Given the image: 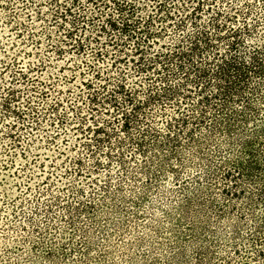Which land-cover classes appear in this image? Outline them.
<instances>
[{
    "label": "rangeland",
    "instance_id": "374dc122",
    "mask_svg": "<svg viewBox=\"0 0 264 264\" xmlns=\"http://www.w3.org/2000/svg\"><path fill=\"white\" fill-rule=\"evenodd\" d=\"M50 1L0 0V264H208L206 250L204 263L199 259L202 245L215 252L216 264H225L227 255L241 263L237 246L244 254L247 231L255 220L264 223V204L253 220L248 197H261L264 183L234 176L236 171L225 176V168L216 167L221 154H229L225 147L220 154L216 146L223 135L207 125L209 117L207 123L191 117L193 123L174 122L176 126L168 128L167 120L180 113L170 104L150 109L161 131L157 150L148 147L141 154L131 143L130 137H138L143 126L111 137L102 133L106 141L99 146L98 135L88 130L96 127L90 105L84 97L76 99L82 91L77 86L84 87L80 81L92 76L81 63L85 58L69 55L61 61L50 48L47 31L55 39L60 33ZM217 1L226 9L231 2L241 9L240 25L243 20H264V0ZM82 3L95 11L88 0ZM257 27L255 41L263 42L264 27ZM60 99L64 102L54 111ZM251 99L261 107L264 122V99L255 94ZM29 100H34L32 105ZM197 100L194 94L183 105L195 109L191 104ZM71 103H79V111L71 109ZM200 106L199 114L205 113ZM203 108L208 116H219ZM78 114L86 120L81 123ZM109 127L106 131L112 132ZM254 127L256 123L248 125ZM146 139L151 144L152 137ZM258 150L264 162L263 144ZM211 171L214 178L207 173ZM204 203L197 223L207 226V240L197 243L193 220L182 208L196 210ZM234 225L239 238H233Z\"/></svg>",
    "mask_w": 264,
    "mask_h": 264
},
{
    "label": "trees",
    "instance_id": "16d2710c",
    "mask_svg": "<svg viewBox=\"0 0 264 264\" xmlns=\"http://www.w3.org/2000/svg\"><path fill=\"white\" fill-rule=\"evenodd\" d=\"M82 1L51 0L55 6L54 21L60 33L56 39L51 31H47V36H50V48H54L59 60L65 61L69 55L85 58L81 63L86 65L92 78L80 81L84 87L77 86L82 91L76 99L79 102L84 97L90 105L96 127L88 126V130L93 129L98 135V145L106 141L101 137L102 133L111 137L117 131L130 133L143 126L138 137H130L131 143L137 145L141 154H145L148 147L157 150L162 146L159 140L161 131L155 127L157 120L150 109L158 104H170L180 113L167 120L168 128H174V122L180 125L193 123L191 117L199 124L207 123L209 117L207 125L223 135L215 141L218 152L221 154L223 147L229 152L228 155L221 154L222 160L216 167L223 166L225 176L236 171L238 173L234 176L249 177L262 185L264 162L258 146L263 144L264 147V122L260 117L261 107L253 102L251 95L264 99V30L260 32L263 42L255 41L258 39L255 34L259 32H256L257 26L263 28L264 20H255L254 24L243 20L240 25L237 16L242 13L241 9L232 2L226 9L217 0L215 3L213 0H185L183 3L179 0H88L95 11L86 9ZM45 66V63L40 65L41 68ZM77 67H80L79 63ZM46 92L42 90L41 94ZM194 94L198 95L195 105L191 104L195 109L184 106V100ZM29 101L31 104L34 100ZM63 102V99L56 101L52 109L57 110ZM71 104L70 108L75 111L81 108L79 103ZM198 105L205 113L199 114ZM203 106L219 116H208ZM77 116L81 123L86 120L82 114ZM115 123L118 126L114 128ZM251 123H256V127L248 128ZM108 126L113 133L106 131ZM147 137H152L149 145ZM122 143L119 141L118 148ZM174 152H178V148ZM228 163L234 166V170ZM207 173L212 178L216 176L214 171ZM197 190L201 191V188ZM260 192L262 196L256 200L248 197L252 202L253 220L256 219V210L264 204L263 185ZM205 207L206 203L200 204V209L196 210L190 205L182 208V213L193 220L191 231L195 233L197 243L207 240V226L197 223L204 215ZM234 226L233 238H239L241 232L237 225ZM247 232L245 253L240 247L236 248L238 257L243 259L241 263L227 255L223 259L225 264H251L250 260L254 258L258 264H264L263 221L255 220L253 228ZM218 247L223 250L222 245ZM200 248L201 263H204L206 250L208 264H216L212 261L215 252L207 245Z\"/></svg>",
    "mask_w": 264,
    "mask_h": 264
}]
</instances>
